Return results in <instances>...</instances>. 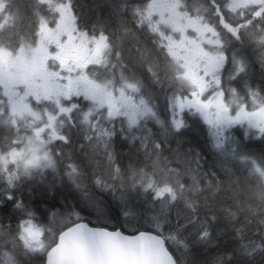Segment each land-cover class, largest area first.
I'll return each mask as SVG.
<instances>
[{"label":"snow or ice","instance_id":"1","mask_svg":"<svg viewBox=\"0 0 264 264\" xmlns=\"http://www.w3.org/2000/svg\"><path fill=\"white\" fill-rule=\"evenodd\" d=\"M0 264H264V0H0Z\"/></svg>","mask_w":264,"mask_h":264}]
</instances>
